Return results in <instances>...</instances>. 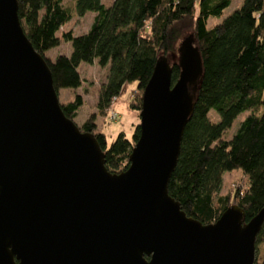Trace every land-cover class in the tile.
<instances>
[{
  "label": "water",
  "instance_id": "obj_1",
  "mask_svg": "<svg viewBox=\"0 0 264 264\" xmlns=\"http://www.w3.org/2000/svg\"><path fill=\"white\" fill-rule=\"evenodd\" d=\"M201 73L192 34L156 58L128 165L110 172L64 115L17 0H0V264H256L264 207L244 222L230 204L202 224L167 192Z\"/></svg>",
  "mask_w": 264,
  "mask_h": 264
},
{
  "label": "trees",
  "instance_id": "obj_2",
  "mask_svg": "<svg viewBox=\"0 0 264 264\" xmlns=\"http://www.w3.org/2000/svg\"><path fill=\"white\" fill-rule=\"evenodd\" d=\"M230 0H17V16L32 47L45 60L57 93L69 88L72 99L61 102L66 117L73 119L83 105L88 89L78 67L96 63L106 67L105 79L95 90V109L81 123L80 130L94 134L103 152L104 165L120 172L138 133L132 138L118 133L106 144L97 129L96 113H104L126 85L136 82L129 108L136 117L142 88L160 54H175L178 43L192 34L202 60L192 112L185 123L176 165L167 183L168 194L187 216L202 224L214 222L230 204H237L247 222L264 207V0H243L219 23L206 26L209 16H220ZM94 12L85 32L62 29L73 15ZM62 42L67 53L54 58L46 52ZM146 78L144 80V76ZM178 67L172 64L175 81ZM82 84V86H81ZM81 88L82 93L75 92ZM213 110L217 121L208 113ZM247 111L233 135L223 133L234 118ZM239 169L246 177L245 188L218 194L224 171ZM264 246V219L255 238ZM259 264H264V258Z\"/></svg>",
  "mask_w": 264,
  "mask_h": 264
},
{
  "label": "rangeland",
  "instance_id": "obj_3",
  "mask_svg": "<svg viewBox=\"0 0 264 264\" xmlns=\"http://www.w3.org/2000/svg\"><path fill=\"white\" fill-rule=\"evenodd\" d=\"M243 0H230V3L222 9L220 16H209L206 20V26L211 27L214 24L219 23L225 16L230 14L234 9L239 7ZM62 2L70 6L75 0H62ZM101 2L108 6L111 0H101ZM94 12L86 11L81 17L73 15L72 18L63 25L62 29L71 30L74 34L85 32L91 21ZM69 45L62 42L59 46L52 48L46 52V55L50 58H54L58 53H67ZM81 78L83 79V85L88 89V93L85 96V104L81 105L77 116L73 119L76 125L80 123L91 113L96 112L95 109V90L99 84L105 79L106 67L99 66L96 61L92 63H81L78 67ZM144 76V80L146 78ZM82 86V84H81ZM136 82H131L126 85L124 90L117 95L111 102L110 106L104 113H96L95 123L100 131L105 135L106 144L109 145L117 136L118 133H123L125 137L131 139L134 123L138 120L135 112L129 108V100L131 99L132 90L135 89ZM73 92L69 88H60L58 92L59 103L72 99ZM75 92L82 93L81 88H77ZM264 95V92H263ZM111 111H114L117 115L115 118H111ZM247 111L240 112L232 121L230 127H228L223 133V138H230L237 130L240 122L247 114ZM211 121H217L218 115L212 109L208 113ZM247 184L246 177L239 169H232L230 171H224L221 176V184L218 194L230 193L234 188L242 190ZM264 258V246L262 244L256 247V264H259Z\"/></svg>",
  "mask_w": 264,
  "mask_h": 264
},
{
  "label": "built area",
  "instance_id": "obj_4",
  "mask_svg": "<svg viewBox=\"0 0 264 264\" xmlns=\"http://www.w3.org/2000/svg\"><path fill=\"white\" fill-rule=\"evenodd\" d=\"M113 99H114V98H113ZM116 115H117V114H116L114 111H111V114H110V117H111V118H115Z\"/></svg>",
  "mask_w": 264,
  "mask_h": 264
},
{
  "label": "crops",
  "instance_id": "obj_5",
  "mask_svg": "<svg viewBox=\"0 0 264 264\" xmlns=\"http://www.w3.org/2000/svg\"><path fill=\"white\" fill-rule=\"evenodd\" d=\"M83 100H84V103L83 104H85V96L83 97ZM68 101V100H67ZM97 129H98V127H97Z\"/></svg>",
  "mask_w": 264,
  "mask_h": 264
}]
</instances>
